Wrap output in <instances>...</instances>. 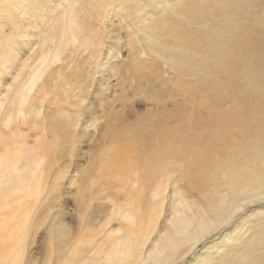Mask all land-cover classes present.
<instances>
[{
    "label": "bare ground",
    "instance_id": "obj_1",
    "mask_svg": "<svg viewBox=\"0 0 264 264\" xmlns=\"http://www.w3.org/2000/svg\"><path fill=\"white\" fill-rule=\"evenodd\" d=\"M176 2L170 10L177 11V19L146 20V11L138 9L136 13L142 14L130 25L128 0H0L4 41L0 75H9L12 61L8 59L17 46L23 50L21 44L24 49L37 45L30 54V69L27 62L13 66L8 88L0 90V264H19L39 228L46 263L51 259L53 264H65L62 258L77 255L76 264H177L208 235L231 225L240 211L264 200V122L256 127L258 137L246 142L244 112L215 109L209 119L190 121L194 133L185 137L182 129L164 124L158 128L128 125L126 106L125 113L116 109V102H123L118 100L120 95L109 99L103 95L99 110L89 101V96L96 99L101 93L96 91L99 85L109 84L101 72L110 65L99 66V62L103 54L107 62L115 57L111 40L115 31H131L128 46L139 44L126 54L127 62L133 59L134 72L143 54L158 52L164 31L178 26L174 31L191 32L180 8L183 12L197 8L195 0ZM148 4L160 9V4L169 6L168 0ZM110 14L125 25L107 26L105 18ZM224 30L226 37L220 35L223 30L208 29L211 51L204 57L212 66H223L222 70L239 59L230 38L241 32L232 23ZM163 50L170 51L166 59L171 65L195 62L189 48L167 38ZM125 65L127 70L111 66L108 74L123 70L121 77L128 80L130 66ZM83 139L98 149L84 172L72 159L82 156ZM184 159L197 191L178 187L175 174ZM70 162L78 179L72 177L65 185ZM166 188L180 200L169 203L168 222L163 206L168 202ZM67 200L76 210L72 217L64 207ZM261 225L259 233L244 242L248 253L238 251L223 264H255L257 253L264 250ZM205 257L200 254L191 264H204Z\"/></svg>",
    "mask_w": 264,
    "mask_h": 264
},
{
    "label": "rangeland",
    "instance_id": "obj_2",
    "mask_svg": "<svg viewBox=\"0 0 264 264\" xmlns=\"http://www.w3.org/2000/svg\"><path fill=\"white\" fill-rule=\"evenodd\" d=\"M148 2L149 0H128L130 18L127 19L126 22L130 25L134 24V18L142 14V12L136 13L138 9L146 11L143 16V19L146 20L153 18L152 21H156L157 18H160L161 23H166L172 19H177V11L170 10V7L178 4L176 0H168L169 6L167 7L160 4V6H162L161 9L158 7H148ZM156 3L157 2L154 3V6H156ZM195 3L197 8H191L187 12H183V9L180 8L181 13L187 17L184 22L189 23L186 29H189L191 32L174 31L178 26L164 31L160 37L161 43L157 46L158 52L149 50V52L143 54L145 57L142 59L140 58L141 66L136 72L132 69L134 65L133 59L127 62L128 55L126 54L133 49L132 47L135 44L137 46H139V44L135 43L128 46L127 35L132 36L131 31L127 33L124 29H120L119 34L115 31L111 39L115 45V57L107 62L103 59L106 54H103L99 66L104 63L110 65V67L121 69L124 67L123 69L127 70L125 64L128 63V67H131V69L130 67L128 68L127 72L129 81L126 79V82L122 79L123 70L117 71V75L111 76L108 74V69L110 67L104 66L102 67L101 75L108 77L107 83L109 84L102 85L101 88L99 85L96 91L101 93L96 99L89 96V101L96 110H99L100 108L102 109L100 103L102 102L103 95L104 97L107 96L105 98L108 99L120 95L121 98L118 100H123V102H116V109H120L121 111L124 110L123 113H125V109L127 108L124 116L125 119H127L128 125L132 126L134 123L139 126L158 128L161 124H164V126L169 129H173L174 127L177 130L182 129L183 131L181 130V134H184L185 137H189L191 133H194V128L190 121H199L202 118H205V120L209 119V115L212 114L215 109L231 111L237 108L244 112L245 116L242 122L249 130L244 133V136L249 133L247 137H244V140L246 142L254 141L259 135L256 127H260V122H264V0H195ZM5 5L6 4H3V6ZM112 14H110L108 18H105L107 26L120 27L125 25L123 19H121L122 21L117 18L111 19ZM224 17H226V19ZM115 19L117 20L115 21ZM110 22H112V25H108ZM228 23H232L233 26L241 31L230 38L232 47L236 54H238L239 59L235 60L225 70H222L223 66H212L204 60L205 55L211 51L210 47H207V45H211L209 43V38H206V36L210 28L223 30L220 32V35L226 37L227 33L224 28ZM110 29L111 28H108L109 31ZM10 36L13 37L12 35ZM166 38L173 44H180L189 48V54L194 55L195 62H190L186 65H181L180 63L171 65L168 59H166L170 51L163 50ZM17 40L18 38L16 41ZM108 40L109 39L106 38L102 42V44H104L103 46H105V50L103 51H106ZM0 42V50H2L0 51L1 67V64L4 62V60H1V58L3 59L2 53L4 52L3 37H0ZM20 46L23 50H20L17 46V49L13 52V56L8 59V61H12L11 66L9 68L7 67L9 75H0V81H3V78L6 76V82H2L0 86L2 92L8 88L7 84L11 82V76L14 74L13 66L19 68L22 62H27V70H29L33 64V56H30V54L36 49L37 45L33 44L25 49L24 44ZM190 70H192L190 74H185ZM177 71H179L180 74ZM140 75H144L146 79H141ZM97 76H99V74L95 77ZM136 85L139 87H136ZM95 86L98 87L96 81L94 83V87ZM103 86L106 88L105 92ZM106 86H108L109 89ZM123 94L124 96H122ZM196 130L198 131V129ZM91 131L93 132V128H88V132ZM251 132L253 133L251 134ZM208 137L210 138V136ZM84 140L85 139H83V143H80V150H84H81L80 155L82 154V156L79 158L72 157L76 165L79 166L80 164L79 168L82 169L83 172L98 155L96 154L98 149L95 150L96 147L94 145ZM234 140L238 141L239 138L236 137ZM87 159H89L90 162H88ZM181 162V164H178L179 170L175 174L179 175V179L177 180L178 187L182 190L197 191L196 186L192 185L190 182L193 179V175L191 176L187 172L188 167L186 166L188 161L184 159V162L183 160ZM68 165H70V167L67 170V176L62 182L65 185H70L69 181L72 177L76 181L78 179V175L76 174L75 176L73 172L75 170L73 167L74 162H70ZM112 180L115 179L113 178ZM97 181L95 180L94 182L98 185L101 181L99 178ZM70 187V190L73 191L74 187ZM167 190L168 188H166L164 193L166 195V192H168V202L164 201L163 204V206L166 207V218L168 217L166 222L169 221V217L171 216L169 203L174 202L176 205L180 202L177 197L173 198L171 196L172 189ZM67 201L64 207L66 210L68 209L69 215L72 217L76 213V210L72 200ZM240 213L242 217L239 219ZM257 217H264V200L252 204L248 210L240 211L239 215L235 216L234 220L231 221V225L225 229H221L220 232H214L208 235L210 238H205L206 241L203 239L202 243L200 242L194 250L177 264H191L194 258L200 254H206V262L204 264H223L231 255L240 252L248 253L244 243L245 240H252L254 236L259 233V228H261L260 224H262L261 226L264 225V221L257 220ZM242 222L245 223L233 231L235 226ZM39 229L40 231L38 230L34 235V242L25 250L21 260H19V264H53L50 262L52 261L51 259L49 262L47 261L48 263L44 261V254L41 252L42 244L39 242L42 228ZM237 230H239V234L236 233ZM237 238H239L241 242L237 240ZM8 247H10V244H8ZM262 250L263 249L259 250L257 253L255 264H264V250L263 252ZM72 258L71 255L69 257L65 256V258H62V261L65 260V264H76L78 256L72 255ZM71 260H73L74 263ZM10 261L11 259L8 260V262Z\"/></svg>",
    "mask_w": 264,
    "mask_h": 264
}]
</instances>
